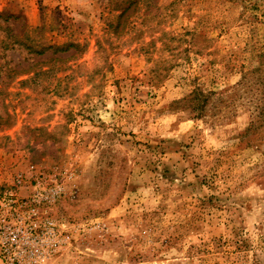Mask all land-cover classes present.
Wrapping results in <instances>:
<instances>
[{
    "label": "rangeland",
    "instance_id": "obj_1",
    "mask_svg": "<svg viewBox=\"0 0 264 264\" xmlns=\"http://www.w3.org/2000/svg\"><path fill=\"white\" fill-rule=\"evenodd\" d=\"M32 164L48 264H264V0H0V193Z\"/></svg>",
    "mask_w": 264,
    "mask_h": 264
},
{
    "label": "built area",
    "instance_id": "obj_2",
    "mask_svg": "<svg viewBox=\"0 0 264 264\" xmlns=\"http://www.w3.org/2000/svg\"><path fill=\"white\" fill-rule=\"evenodd\" d=\"M64 190L32 164L0 193L1 264H48L73 246V230L53 214Z\"/></svg>",
    "mask_w": 264,
    "mask_h": 264
},
{
    "label": "trees",
    "instance_id": "obj_3",
    "mask_svg": "<svg viewBox=\"0 0 264 264\" xmlns=\"http://www.w3.org/2000/svg\"><path fill=\"white\" fill-rule=\"evenodd\" d=\"M123 1L126 2L128 0H123ZM116 3H118V2H116ZM115 7H116V9H121V7H123V6H121L118 3ZM122 9H123V11L126 10L125 8H122ZM72 46L77 47V45L75 43H68V44H63V45H55V44L47 45L42 50H40L39 53H44L48 49H55L56 51H66V50H68V48H70Z\"/></svg>",
    "mask_w": 264,
    "mask_h": 264
}]
</instances>
